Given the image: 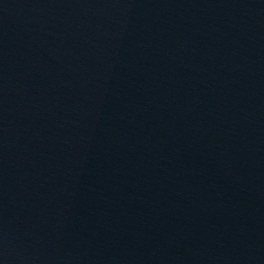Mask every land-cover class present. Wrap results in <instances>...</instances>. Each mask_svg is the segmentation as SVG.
Here are the masks:
<instances>
[{
	"label": "water",
	"instance_id": "1",
	"mask_svg": "<svg viewBox=\"0 0 264 264\" xmlns=\"http://www.w3.org/2000/svg\"><path fill=\"white\" fill-rule=\"evenodd\" d=\"M0 264H264V0H0Z\"/></svg>",
	"mask_w": 264,
	"mask_h": 264
}]
</instances>
